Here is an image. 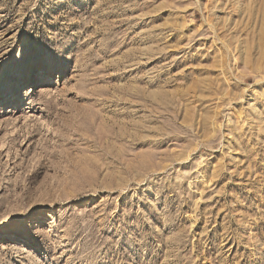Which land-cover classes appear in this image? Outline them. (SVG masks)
I'll return each mask as SVG.
<instances>
[{"label":"rangeland","instance_id":"374dc122","mask_svg":"<svg viewBox=\"0 0 264 264\" xmlns=\"http://www.w3.org/2000/svg\"><path fill=\"white\" fill-rule=\"evenodd\" d=\"M79 4L64 73L0 109V220L49 224L0 264H264V0ZM48 7L0 0V47Z\"/></svg>","mask_w":264,"mask_h":264},{"label":"snow or ice","instance_id":"6c2138e0","mask_svg":"<svg viewBox=\"0 0 264 264\" xmlns=\"http://www.w3.org/2000/svg\"><path fill=\"white\" fill-rule=\"evenodd\" d=\"M78 4L79 0H61L59 3L49 0L48 11L44 13L43 19L38 18L30 28L22 29V38L7 51L0 47V109L22 104L29 96H35L37 90L47 81L64 73L66 57L72 50L75 39H65L71 35V29L62 30L61 22L76 14L73 9ZM79 6L83 7L82 4ZM72 27H76L75 22ZM128 195L132 193L129 192ZM146 195L154 198L152 192H147ZM144 207L147 208L148 205L144 204ZM121 212L122 210L118 211L116 215L120 216ZM136 218L135 211L127 216V220ZM127 220L125 226L128 231L139 235L135 225H128ZM48 227V220L36 214V206H33L26 214L13 213L7 219L0 220V243L5 242L4 234L7 231L27 236L37 246L42 247L44 230ZM108 234L113 235L111 232ZM127 235L126 232L125 236ZM121 243L123 245V241ZM106 250L108 256H113L111 241L101 245L99 253L91 249L88 264H114L113 261L96 259L97 255L103 257Z\"/></svg>","mask_w":264,"mask_h":264},{"label":"bare ground","instance_id":"6f19581e","mask_svg":"<svg viewBox=\"0 0 264 264\" xmlns=\"http://www.w3.org/2000/svg\"><path fill=\"white\" fill-rule=\"evenodd\" d=\"M21 246H25V245L21 244Z\"/></svg>","mask_w":264,"mask_h":264}]
</instances>
